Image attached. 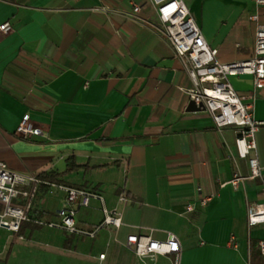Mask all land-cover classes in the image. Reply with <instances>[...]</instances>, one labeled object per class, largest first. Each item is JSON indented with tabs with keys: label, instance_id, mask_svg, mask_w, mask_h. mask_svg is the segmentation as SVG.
Returning <instances> with one entry per match:
<instances>
[{
	"label": "crops",
	"instance_id": "obj_1",
	"mask_svg": "<svg viewBox=\"0 0 264 264\" xmlns=\"http://www.w3.org/2000/svg\"><path fill=\"white\" fill-rule=\"evenodd\" d=\"M133 1L142 4L140 16L160 22L151 0H0V25L12 23L0 34V160L102 194L79 208L83 227L101 223L104 207L124 221L93 237L70 233L79 235L75 243L0 223V264L63 257L69 264H175L173 254L139 255L127 245L133 232L163 240L170 231L180 239L182 264H264V227L250 228L247 214L261 182L229 183L237 168L250 172L236 129H219L208 111L189 109L188 63L168 36L131 17ZM187 2L221 60L253 54L257 21L250 15L259 12L264 22V4ZM230 79L239 91L255 89L253 74ZM26 114L46 137L17 136ZM255 115L264 121V87ZM258 152L264 163V123ZM56 185L43 183L36 200V213L47 219L59 220L65 192ZM205 196L211 199L203 203Z\"/></svg>",
	"mask_w": 264,
	"mask_h": 264
},
{
	"label": "built area",
	"instance_id": "obj_2",
	"mask_svg": "<svg viewBox=\"0 0 264 264\" xmlns=\"http://www.w3.org/2000/svg\"><path fill=\"white\" fill-rule=\"evenodd\" d=\"M264 4V0H256ZM160 15L156 23L140 16L142 4L132 2V18L143 21L155 30L168 36L176 51L188 63V70L193 79V86L186 91L196 100L203 102L206 111L214 118L219 129L234 126L237 133V146L242 157L247 158L250 172L243 173L239 168L234 172L229 183L235 189L244 186L247 179H258L261 188L256 191L254 200L248 202L247 214L250 228L264 227V163L258 152V133L263 120L255 115L257 90L264 87V22L260 13L250 15L257 21L255 29V47L251 56L232 61L218 57V48L206 39L203 29L193 14L187 0H151ZM12 29V23L6 21L0 25V34ZM250 73L254 75L255 89L251 92L239 91L230 76ZM17 136L25 139L46 137V130L33 120L29 114L23 116L16 127ZM43 183H56L44 177L24 174L0 160V223L15 231H20L24 222H34L42 226H53L69 233L96 236L105 226L119 227L124 221L117 209L104 207L103 221L93 227H83L78 222V210L89 206L93 198L103 200L102 194L86 187L57 184L65 194L57 209L59 220L47 219L36 213V200ZM126 199V197H124ZM211 196L202 198L206 203ZM188 208H194L192 202ZM23 237V235H21ZM232 243L238 246L233 238ZM129 248L139 255L173 254L174 263L182 264V245L178 235L170 231L166 239L153 238L150 235L130 233L127 238ZM259 249L264 254V238L259 240ZM102 258L105 254L101 255Z\"/></svg>",
	"mask_w": 264,
	"mask_h": 264
},
{
	"label": "rangeland",
	"instance_id": "obj_3",
	"mask_svg": "<svg viewBox=\"0 0 264 264\" xmlns=\"http://www.w3.org/2000/svg\"><path fill=\"white\" fill-rule=\"evenodd\" d=\"M61 205V204H60ZM60 207V206H59ZM38 229H42V230H44L45 232H46V234L50 237V238H56L57 240H61V241H64V243L65 242H68V241H72V242H74L75 240H76V238L75 237H77V236H79V235H75V237H73V236H71V234L69 233V232H65V231H63V230H60V229H57V228H54V227H48V226H42V227H38ZM80 236H82V235H80ZM49 239V238H48ZM88 242H90V239L88 240ZM46 246H48L49 247V243H45V242H43ZM75 243V242H74ZM42 244V243H41ZM61 262V264H69V260H67V258H65V257H63L62 259H50L49 261H48V264H51V263H53V262ZM79 264H84V263H82L81 261H80V263Z\"/></svg>",
	"mask_w": 264,
	"mask_h": 264
},
{
	"label": "trees",
	"instance_id": "obj_4",
	"mask_svg": "<svg viewBox=\"0 0 264 264\" xmlns=\"http://www.w3.org/2000/svg\"><path fill=\"white\" fill-rule=\"evenodd\" d=\"M43 177L46 178V179H48V180H50V181H53V182H61L59 180H56V179L52 178V176L50 174H47V175H45ZM27 225L31 226L32 228L42 227V225L37 224V223H34V222H24L22 224V227L20 229V232H23L24 229L27 227Z\"/></svg>",
	"mask_w": 264,
	"mask_h": 264
},
{
	"label": "water",
	"instance_id": "obj_5",
	"mask_svg": "<svg viewBox=\"0 0 264 264\" xmlns=\"http://www.w3.org/2000/svg\"><path fill=\"white\" fill-rule=\"evenodd\" d=\"M189 109H205L204 103L200 102L197 103L195 99H192L189 103Z\"/></svg>",
	"mask_w": 264,
	"mask_h": 264
}]
</instances>
